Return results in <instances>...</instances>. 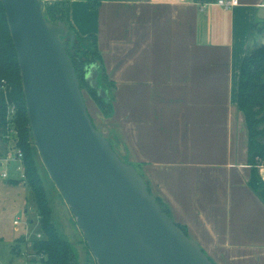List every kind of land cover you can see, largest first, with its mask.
Returning <instances> with one entry per match:
<instances>
[{
  "label": "crops",
  "instance_id": "1",
  "mask_svg": "<svg viewBox=\"0 0 264 264\" xmlns=\"http://www.w3.org/2000/svg\"><path fill=\"white\" fill-rule=\"evenodd\" d=\"M67 1L75 30L97 36L112 85L107 120L116 127L100 132L215 264H264V203L248 186L247 131L236 106L264 0L230 8L218 0Z\"/></svg>",
  "mask_w": 264,
  "mask_h": 264
},
{
  "label": "water",
  "instance_id": "2",
  "mask_svg": "<svg viewBox=\"0 0 264 264\" xmlns=\"http://www.w3.org/2000/svg\"><path fill=\"white\" fill-rule=\"evenodd\" d=\"M17 54L32 141L97 264H215L156 201L93 124L63 37L44 0H0ZM86 81L107 97L99 69Z\"/></svg>",
  "mask_w": 264,
  "mask_h": 264
},
{
  "label": "trees",
  "instance_id": "3",
  "mask_svg": "<svg viewBox=\"0 0 264 264\" xmlns=\"http://www.w3.org/2000/svg\"><path fill=\"white\" fill-rule=\"evenodd\" d=\"M95 4L96 2H90L89 7ZM44 12L51 22L62 21L69 31H72V38L66 35L62 40L72 60L81 91L86 90L98 111L103 116L109 117L113 102L109 87L112 85L104 70L97 36L95 34L82 36L75 30L70 22L67 0L47 1ZM263 33L264 22L259 23L254 20L240 63L236 106L244 116L247 131V163L250 166L248 186L264 203V181L259 173V167L264 166V43H258V37ZM90 66L99 69L102 85L108 91L107 97L99 96L97 90L86 81L85 74ZM2 80H5L7 85L5 90L1 88ZM6 102L13 103L16 107L14 126L18 133L17 147L22 152L24 178L34 196L41 232L40 238L32 240V250L35 256L40 257L41 264H78L71 243L60 235L52 220L49 199L39 173V155L31 138L17 54L9 33L4 7L0 1V135L5 132L7 125ZM115 151L118 152L116 149ZM117 154L126 162V158L121 153ZM13 183L19 184L20 181L14 180ZM148 189L152 193L149 186ZM155 197L163 211L171 217L168 207L158 196ZM174 223L188 236L185 226Z\"/></svg>",
  "mask_w": 264,
  "mask_h": 264
},
{
  "label": "rangeland",
  "instance_id": "4",
  "mask_svg": "<svg viewBox=\"0 0 264 264\" xmlns=\"http://www.w3.org/2000/svg\"><path fill=\"white\" fill-rule=\"evenodd\" d=\"M258 16L257 21L264 22V7ZM258 43H264V33L258 37ZM82 94L94 125L104 135H109V131L115 130L116 127L115 123L107 120L112 116L113 105L109 117L103 116L86 90L82 89ZM14 146V142L1 134L0 158L14 150ZM38 158L39 173L49 199L52 220L60 235L71 243L78 264H97L77 226L75 217L50 179L40 157ZM20 165L16 160L0 165V172L5 170L8 174L7 179H0V264H41L40 257L35 256L31 247L32 240L36 239L38 234L41 236L36 205L33 193L22 176L23 170L17 169ZM136 168L140 170L137 166ZM14 180H19L20 183L14 184Z\"/></svg>",
  "mask_w": 264,
  "mask_h": 264
},
{
  "label": "built area",
  "instance_id": "5",
  "mask_svg": "<svg viewBox=\"0 0 264 264\" xmlns=\"http://www.w3.org/2000/svg\"><path fill=\"white\" fill-rule=\"evenodd\" d=\"M217 3L221 6L225 7H232L237 4V0H218ZM7 87L5 80H2L1 88L5 90ZM15 112H16V107L13 103L6 102V130L3 133L4 138H8L12 142H14V150L5 155V157L0 158V165L7 164L12 160H16L20 162V167L18 166L17 169L23 170V177H24V166L22 162V152L21 150L17 147V130L14 126V118H15ZM261 169V168H260ZM261 173L264 171V169L260 170ZM262 179L264 181V174H261ZM8 174L5 170L0 172V179H7ZM40 234L37 235V238H40Z\"/></svg>",
  "mask_w": 264,
  "mask_h": 264
}]
</instances>
